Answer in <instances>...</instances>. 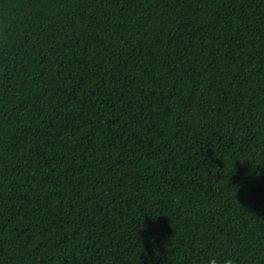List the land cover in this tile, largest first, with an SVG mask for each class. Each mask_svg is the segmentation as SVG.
Wrapping results in <instances>:
<instances>
[{"label": "trees", "instance_id": "obj_1", "mask_svg": "<svg viewBox=\"0 0 264 264\" xmlns=\"http://www.w3.org/2000/svg\"><path fill=\"white\" fill-rule=\"evenodd\" d=\"M264 264V0H0V264Z\"/></svg>", "mask_w": 264, "mask_h": 264}, {"label": "clouds", "instance_id": "obj_2", "mask_svg": "<svg viewBox=\"0 0 264 264\" xmlns=\"http://www.w3.org/2000/svg\"><path fill=\"white\" fill-rule=\"evenodd\" d=\"M207 264H235V260L230 256L217 258L215 255H212L208 258Z\"/></svg>", "mask_w": 264, "mask_h": 264}]
</instances>
